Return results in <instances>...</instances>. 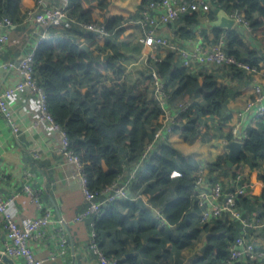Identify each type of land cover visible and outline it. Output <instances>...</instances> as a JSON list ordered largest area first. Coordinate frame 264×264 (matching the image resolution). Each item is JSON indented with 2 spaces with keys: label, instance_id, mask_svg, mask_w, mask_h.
<instances>
[{
  "label": "trees",
  "instance_id": "1",
  "mask_svg": "<svg viewBox=\"0 0 264 264\" xmlns=\"http://www.w3.org/2000/svg\"><path fill=\"white\" fill-rule=\"evenodd\" d=\"M148 1L144 0L143 3ZM28 2L0 0V19L8 17L19 24L21 10L29 6ZM219 4V8L228 13L234 10L243 13L259 48L254 47L253 42L239 39L233 29L226 31L211 26L213 43L224 39V49L229 56L264 72V67L259 66L264 57V0H219ZM109 5L110 0H72L70 15L86 23H104L109 31H113L123 21H129V17L111 16ZM214 16V11H211L210 21ZM198 17L199 14L192 12L181 19L193 27L198 24ZM122 31L123 28L117 30L113 38L119 37ZM183 35L192 37L193 32L187 31ZM84 36V32L77 29L62 31L59 38L39 44L34 62L48 94L49 110L66 131L71 149L79 156L92 191L109 186L122 172V164L136 160L163 124L165 114L150 98L151 69L165 82L169 102L184 101L188 105L184 112L176 116V133L188 141L203 143L211 142L224 133L228 142L232 140L231 128L226 125L229 119L227 104L230 99L244 95L247 86L239 90L218 86L212 74L203 75L200 82L197 75L176 64L174 55L170 53L165 59L150 60L151 67L147 73L134 88L128 89L123 80L125 67L114 52L112 39L89 34L86 51L77 43L78 38ZM94 45L101 53L97 58L94 55L96 49L92 50ZM106 48L111 51L105 53ZM234 70L235 76L240 79L242 72ZM226 160L227 155H222L212 163L201 162L169 144H160L140 170V177L132 186L131 194L138 199L141 192H137V187L148 179L144 192L152 202L164 188L172 186L173 197L166 201L163 215L169 227H176V231L173 233L166 226L158 230L153 210L138 205L137 200L116 201L107 206L105 214L95 223L99 247L103 236L113 235L115 239L124 234L133 235L136 248L140 249L141 237L146 233H156L162 235L161 239L152 241L156 248H164L169 243L171 251L179 254L204 233L207 248L192 264H220L228 257V246L240 234V227L218 220L207 225L199 223V227L188 231L183 222L187 217L196 216L199 211L196 205V209L190 208L193 205L194 179L201 167L208 168L210 172L219 169L229 173L232 169L227 167ZM240 161L251 168L264 162V121L249 131ZM174 170L179 171L181 176L171 178ZM257 180L264 182V174ZM135 190L137 193H134ZM261 197L264 201V190ZM257 204L260 205L244 199L242 207L253 213ZM122 207L127 211L124 212ZM261 210L264 216V204H261ZM107 255L120 259L118 253ZM159 260V257H155L156 262Z\"/></svg>",
  "mask_w": 264,
  "mask_h": 264
},
{
  "label": "built area",
  "instance_id": "2",
  "mask_svg": "<svg viewBox=\"0 0 264 264\" xmlns=\"http://www.w3.org/2000/svg\"><path fill=\"white\" fill-rule=\"evenodd\" d=\"M61 1V4H55L53 0H35L23 10L20 25L35 35L36 40L31 49L24 53L18 61L17 69L21 77L20 81L13 87L0 89V114L16 134L19 127L13 118L10 99L23 90H29L36 97L39 105L36 124L46 123L52 130L60 133V153L66 163L74 166L75 176L81 185L86 208L76 216L75 220L89 221L91 232L88 245L97 255L101 264H120L121 261L118 257L108 256L99 247L95 223L105 214L109 204L116 201L137 200V197L132 196L131 190L140 177V170L151 159L157 147L162 144L159 142V138L163 132L176 133L174 131L176 116L184 112L188 105L184 101H179L174 116L165 117L162 126L157 129L153 140L146 143L140 156L130 163L124 162L122 172L109 186L92 191L83 171V164L79 156L71 149L66 131L49 110L48 94L35 70V51L43 41L59 38L62 31L69 29L83 31L85 36L79 37L77 42L82 46L88 44L87 36L89 34H94L98 38H113L117 30L130 27L126 26L130 23L123 21L114 27L113 31H109L104 23H86L71 17L72 0ZM219 7V0H150L138 12L139 17L136 23L141 27L142 33L138 36L137 41L143 48H148L151 52H149L150 56L147 60V69L151 67L150 60L157 61L160 59L156 55L159 49H168V53H173L179 58L181 67L191 69L194 65H210L216 70H225L231 78L242 80L248 89L245 94V103L234 112L235 120L233 123H226V125L231 128V141H237L244 146L249 137V131L264 121V72L229 56L224 49V39L218 43H213V36L206 39L203 36H198L199 39L193 48H181L173 43L172 37L160 35L158 29L161 24H171L192 12L210 22L209 14ZM229 15L234 19L232 29L235 30L239 39L246 42L251 39L252 30L243 13L234 10ZM18 25L8 17L0 19V54L12 42L11 29ZM253 46L259 48L255 42H253ZM94 47L97 46L94 45ZM0 65L5 70L16 66L15 61H4ZM259 66L264 67V57ZM231 68L241 71L242 77L237 78L235 76L236 71ZM150 75L152 78L150 98L160 106L166 116L165 106L170 99L166 84L155 70L151 69ZM257 77H262V79H257ZM226 135V133L222 135L225 144L229 143ZM238 161L229 173H223L219 169L210 172L208 168L201 167L194 179L191 196L193 205H196L199 210L196 218L201 225L221 220L235 223L240 227V234L228 246V257L220 264H264V241L260 238V233L262 234L264 231L262 210L259 209L251 213L242 207L244 199L253 203L258 201L256 203L264 204L261 197L255 195L258 183L254 181L258 179L260 174L258 167L251 168L244 161ZM30 175L31 173L27 171V180L23 185V191L38 208H41L40 195L29 183ZM180 176L181 173L177 170L170 174L171 178ZM208 180L211 184H209V188H206ZM1 182L2 176L0 174V184ZM13 201L14 197L4 198L0 193V215L4 219L6 230V239L1 253L10 258L20 257L25 264H43V260L31 250L30 242L43 240L47 236V229L52 219L51 210L43 209V213L38 217H25L17 221L11 211ZM150 208L154 212V219L158 221V226L161 228L169 227L163 215V208L156 209L152 206ZM194 209L195 206L191 208V210ZM67 242L66 235H63L59 245L64 247Z\"/></svg>",
  "mask_w": 264,
  "mask_h": 264
},
{
  "label": "crops",
  "instance_id": "3",
  "mask_svg": "<svg viewBox=\"0 0 264 264\" xmlns=\"http://www.w3.org/2000/svg\"><path fill=\"white\" fill-rule=\"evenodd\" d=\"M32 1L29 0V6L33 3ZM53 1L55 4H61L62 2L61 0ZM143 1L110 0L109 5L111 16L127 15L131 24L130 27L123 29L119 37L111 38L114 52L120 63L125 67L123 80L128 89L134 88L142 76L147 73V60L151 53L148 48H143L137 41L142 29L136 21L139 17L138 12L145 5ZM24 9L21 10V21ZM213 20H216V16ZM21 21L18 26L11 29L12 42L0 54V64L4 61H15L16 64L14 68L8 70L3 69L0 65V89L13 87L20 81L21 77L17 69L18 61L24 53L31 49L36 40L35 35H32L28 29L20 25ZM210 22L198 17V24L191 27L184 23L183 19H180L171 24H161L158 29L160 35L172 37L173 43L178 47L193 48L195 42L199 39L198 36L204 38L213 36L210 32L212 28ZM187 31L193 32V36H184L183 34ZM248 41L255 42L253 37ZM94 49L96 47L92 48V50ZM109 51L111 50L106 48L104 52L109 53ZM94 52L96 58L101 55L97 49ZM168 52V49H159L156 55L160 59H165L170 54ZM173 55L175 63L179 65V58L175 54ZM189 71L197 75L200 82L203 80V75L212 74L216 77L218 86L237 90L245 87L242 80L231 78L225 70H216L210 65H194ZM257 79H262V77H257ZM245 94L229 100L227 104L229 119L226 123L232 124L235 120L234 112L244 105ZM9 102L15 124L19 127V130L15 134L0 114V174L2 176L0 193L4 198L14 197L11 211L17 221L25 217H38L43 213V209H50L52 214L47 236L43 240L31 241V250L38 258L43 260V264H101L97 255L88 245L91 232L89 221L75 220L76 216L86 208V204L79 179L75 176L74 166L66 163L60 153V133L52 130L46 123L36 124L39 105L36 97L29 90L16 93ZM178 102H169L165 106L167 110L166 118L174 116ZM159 142L169 144L181 153L190 155L201 162L212 163L218 157L228 153L222 136L214 138L211 142L203 143L188 141L180 133L164 131L159 138ZM257 167L258 173L263 175L264 162L259 163ZM27 171L31 173L29 183L40 195L41 208H38L23 191V185L27 180ZM147 181L148 179L144 180L142 186H138V191L135 190L134 193L141 192L138 199H143L146 207L163 208L166 201L173 197L172 186L164 188L157 198L151 202V198L144 192L146 188L144 185ZM254 182L258 183L255 195L261 197L264 182H257V180ZM209 184H211L210 180L206 182V188L210 187ZM193 206L195 205H192L191 208ZM122 208L124 212L127 211V208ZM255 208L258 211L261 209V204ZM189 218L187 217V221L184 220L183 222L184 225H187L186 229L188 231L200 226L196 216ZM157 227L158 230H161L159 226ZM175 229L174 226L169 227V230L173 233L176 231ZM63 235H66L68 242L64 247H61L59 243ZM205 236L202 233L197 240L180 251L179 254L171 251L169 243L164 248H156L152 241L162 238V235L156 233L144 234L140 239V249L136 248L133 235L126 236L124 234L120 235L119 238L115 237V239L113 235H105L102 238L103 241H100V245L107 254L118 253L121 264H192L202 253L201 249L206 242ZM260 238L264 241V231L262 234L260 233ZM5 239L4 219L0 215V253L3 250ZM155 257H159L160 260L156 262ZM8 258L10 262L3 261L0 258V264H25L20 257Z\"/></svg>",
  "mask_w": 264,
  "mask_h": 264
},
{
  "label": "water",
  "instance_id": "4",
  "mask_svg": "<svg viewBox=\"0 0 264 264\" xmlns=\"http://www.w3.org/2000/svg\"><path fill=\"white\" fill-rule=\"evenodd\" d=\"M214 13L216 15V20H212L211 21V26L214 28H221L224 29L226 31H230L232 30V27L234 25V19H232L229 15L228 12H226L225 10L221 9V8H215ZM82 47L88 51V46L87 45H82ZM225 148L227 149L228 153H227V160H226V164L228 168H232L237 161L240 159V157L242 156V154L244 153V146L237 142V141H231L227 144H225ZM137 204L142 206V207H146V203L144 202L143 199L139 198L137 200ZM207 248V242L204 243V246L202 247L201 251L204 252ZM239 249H241L240 247H238ZM0 258L3 261L6 262H10V259L0 253Z\"/></svg>",
  "mask_w": 264,
  "mask_h": 264
},
{
  "label": "rangeland",
  "instance_id": "5",
  "mask_svg": "<svg viewBox=\"0 0 264 264\" xmlns=\"http://www.w3.org/2000/svg\"><path fill=\"white\" fill-rule=\"evenodd\" d=\"M257 182H259V181L257 180Z\"/></svg>",
  "mask_w": 264,
  "mask_h": 264
}]
</instances>
